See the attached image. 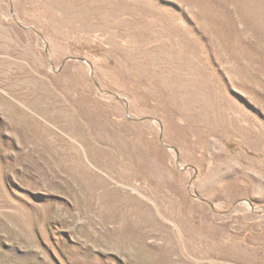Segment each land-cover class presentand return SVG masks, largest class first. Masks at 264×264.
<instances>
[{
  "label": "rangeland",
  "instance_id": "374dc122",
  "mask_svg": "<svg viewBox=\"0 0 264 264\" xmlns=\"http://www.w3.org/2000/svg\"><path fill=\"white\" fill-rule=\"evenodd\" d=\"M0 264H264V0H0Z\"/></svg>",
  "mask_w": 264,
  "mask_h": 264
}]
</instances>
